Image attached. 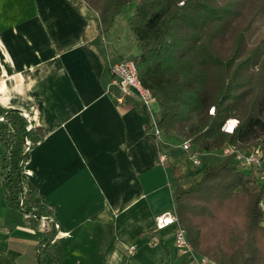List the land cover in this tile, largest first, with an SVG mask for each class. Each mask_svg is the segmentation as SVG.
<instances>
[{
	"label": "crops",
	"instance_id": "obj_1",
	"mask_svg": "<svg viewBox=\"0 0 264 264\" xmlns=\"http://www.w3.org/2000/svg\"><path fill=\"white\" fill-rule=\"evenodd\" d=\"M98 24L84 0H0V104L44 131L24 171L57 219L59 264H199L201 255L176 246L174 224L159 228L156 216L174 208L177 185L195 186L224 157L215 163L203 153L193 164L181 139L156 143L145 106L109 69L139 52L136 39L127 27L118 36L115 23L104 33ZM4 151L0 141V264H40L47 235L8 205ZM172 167L182 172L178 182Z\"/></svg>",
	"mask_w": 264,
	"mask_h": 264
},
{
	"label": "trees",
	"instance_id": "obj_2",
	"mask_svg": "<svg viewBox=\"0 0 264 264\" xmlns=\"http://www.w3.org/2000/svg\"><path fill=\"white\" fill-rule=\"evenodd\" d=\"M84 1L98 14L100 33L136 2L128 18L139 46L132 58L156 97L164 139H188L202 153H219L228 144L264 145V0ZM229 119H237L232 131L224 128ZM43 137L42 127L20 109L0 104L6 200L24 212L29 227L45 231L39 263L59 264L62 246L52 244L57 219L28 187L24 171ZM172 171L178 182L182 172ZM263 193L264 185L251 183L232 157L207 167L195 186L177 185L174 208L192 249L216 264H264Z\"/></svg>",
	"mask_w": 264,
	"mask_h": 264
},
{
	"label": "built area",
	"instance_id": "obj_3",
	"mask_svg": "<svg viewBox=\"0 0 264 264\" xmlns=\"http://www.w3.org/2000/svg\"><path fill=\"white\" fill-rule=\"evenodd\" d=\"M109 69L113 75V81L118 85L123 94L137 97L145 106L150 114V132L156 143L162 142L164 136L162 129L157 123L158 113L155 112L151 105L156 102V97L153 91L142 83L138 74L136 61L132 57H124L112 63ZM224 128L228 130L226 124ZM181 145L193 164H199L201 162L200 156L203 153L196 149L190 140H183ZM219 154L223 157H232L237 165L241 167L250 178L251 183L264 185V145L262 142L252 145L247 149H241L236 145L228 144L221 148ZM158 156L160 163L166 165V153L159 151ZM259 209L261 212L260 222L264 226V193L259 199ZM169 224H174L175 226L176 246L184 252L193 250L188 240L186 229L180 223L175 208L162 212L156 216L157 227L162 228ZM134 249L135 246L131 245L130 251ZM199 264H214V261L206 256H202Z\"/></svg>",
	"mask_w": 264,
	"mask_h": 264
},
{
	"label": "rangeland",
	"instance_id": "obj_4",
	"mask_svg": "<svg viewBox=\"0 0 264 264\" xmlns=\"http://www.w3.org/2000/svg\"><path fill=\"white\" fill-rule=\"evenodd\" d=\"M135 6H136V2L132 1L130 3H127L122 8L120 13L116 16V22H115V25H114V27H113V29L111 31L112 34L121 36V35H124L126 27L128 29H130L129 23H128V18L134 12ZM259 31L260 30H258V33H259ZM134 42H135V44H137L136 40ZM137 49L139 51L138 44H137ZM151 105H152L153 109L155 110V112L158 113V104H157V102L152 103ZM236 123H237V119H236ZM211 156H212L211 158H212L213 162H215V163L221 160L220 155L217 154V153H213Z\"/></svg>",
	"mask_w": 264,
	"mask_h": 264
},
{
	"label": "snow or ice",
	"instance_id": "obj_5",
	"mask_svg": "<svg viewBox=\"0 0 264 264\" xmlns=\"http://www.w3.org/2000/svg\"><path fill=\"white\" fill-rule=\"evenodd\" d=\"M236 124L235 121H230L229 122V128H228V131H232V127Z\"/></svg>",
	"mask_w": 264,
	"mask_h": 264
},
{
	"label": "bare ground",
	"instance_id": "obj_6",
	"mask_svg": "<svg viewBox=\"0 0 264 264\" xmlns=\"http://www.w3.org/2000/svg\"><path fill=\"white\" fill-rule=\"evenodd\" d=\"M230 121H235V122H236V119H229V120L227 121V124H226V127H227V128H229V122H230Z\"/></svg>",
	"mask_w": 264,
	"mask_h": 264
}]
</instances>
